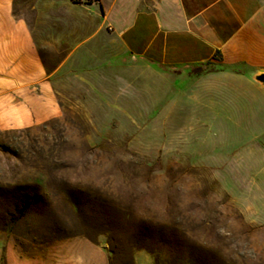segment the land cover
<instances>
[{
    "label": "rangeland",
    "instance_id": "rangeland-1",
    "mask_svg": "<svg viewBox=\"0 0 264 264\" xmlns=\"http://www.w3.org/2000/svg\"><path fill=\"white\" fill-rule=\"evenodd\" d=\"M40 4L49 8L50 38L38 23ZM15 13L36 27L49 77L46 88H32L35 122L0 130V182L49 188L30 194L37 206L84 231L72 209L90 214L92 200L105 227L92 231L95 241L23 239L24 248L0 230V264H264V130L253 136L251 127L239 132L241 120L213 121L215 137L199 133L193 144L186 101L156 75L173 70L146 71L123 54L87 4L29 0ZM106 204L127 210L129 226L115 230L119 219Z\"/></svg>",
    "mask_w": 264,
    "mask_h": 264
},
{
    "label": "crops",
    "instance_id": "crops-1",
    "mask_svg": "<svg viewBox=\"0 0 264 264\" xmlns=\"http://www.w3.org/2000/svg\"><path fill=\"white\" fill-rule=\"evenodd\" d=\"M78 1L87 4L107 38H115L123 54L146 71L173 70V75H156L177 87L180 103L186 101L193 144L199 133L215 137L213 121L225 126L224 120H241L239 132L249 127L253 136L263 132L264 126L243 120L264 119V88L248 77L264 70V0ZM75 6L80 5L70 9L78 11ZM38 11L43 38H50L49 8L40 4ZM35 38L36 27L16 15L14 0H0V130L27 127L37 119L32 88H46L49 75ZM208 63L217 69L195 72Z\"/></svg>",
    "mask_w": 264,
    "mask_h": 264
},
{
    "label": "trees",
    "instance_id": "trees-1",
    "mask_svg": "<svg viewBox=\"0 0 264 264\" xmlns=\"http://www.w3.org/2000/svg\"><path fill=\"white\" fill-rule=\"evenodd\" d=\"M29 0H14L15 11L16 6L19 3H26ZM48 175V174H47ZM49 188L44 189H31L26 186L25 182L19 183L13 186L8 184L3 186L0 182V230L7 231L15 235L18 244L24 248L26 243L23 239H28L31 244L40 242H50L62 239H67L75 236H85L92 241H95V237L91 234L95 227H105V221L103 220L102 211L98 214L95 207V202L88 200L86 205H92L90 214L82 213L81 206L76 204V208L73 207V213L80 216L84 222V228L90 230H83L81 226L72 224L70 220L63 219L58 213H54L52 210L42 209L37 206L38 197L31 196L30 194H49ZM63 192V189H62ZM105 210L110 211L112 215L119 219V223L113 222L115 230L120 227H128L131 214L117 205L106 204ZM79 214V215H78ZM121 225V226H120ZM19 229H23V233L20 234ZM30 245V244H29ZM113 253L114 250L112 251Z\"/></svg>",
    "mask_w": 264,
    "mask_h": 264
},
{
    "label": "water",
    "instance_id": "water-1",
    "mask_svg": "<svg viewBox=\"0 0 264 264\" xmlns=\"http://www.w3.org/2000/svg\"><path fill=\"white\" fill-rule=\"evenodd\" d=\"M248 77L264 88V70L248 73Z\"/></svg>",
    "mask_w": 264,
    "mask_h": 264
},
{
    "label": "built area",
    "instance_id": "built-area-1",
    "mask_svg": "<svg viewBox=\"0 0 264 264\" xmlns=\"http://www.w3.org/2000/svg\"><path fill=\"white\" fill-rule=\"evenodd\" d=\"M94 1H98V0H94Z\"/></svg>",
    "mask_w": 264,
    "mask_h": 264
}]
</instances>
